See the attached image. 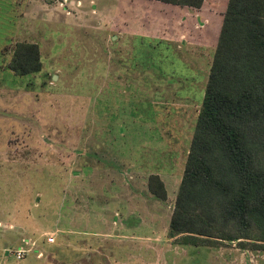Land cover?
I'll use <instances>...</instances> for the list:
<instances>
[{
    "label": "rangeland",
    "instance_id": "1",
    "mask_svg": "<svg viewBox=\"0 0 264 264\" xmlns=\"http://www.w3.org/2000/svg\"><path fill=\"white\" fill-rule=\"evenodd\" d=\"M226 3L0 0V264H264L167 237ZM18 41L41 71L6 67Z\"/></svg>",
    "mask_w": 264,
    "mask_h": 264
},
{
    "label": "trees",
    "instance_id": "2",
    "mask_svg": "<svg viewBox=\"0 0 264 264\" xmlns=\"http://www.w3.org/2000/svg\"><path fill=\"white\" fill-rule=\"evenodd\" d=\"M200 8L204 0H157ZM6 67L41 71L39 45L14 43ZM148 192L167 199L158 174ZM167 237L176 246L264 250V0H227Z\"/></svg>",
    "mask_w": 264,
    "mask_h": 264
},
{
    "label": "built area",
    "instance_id": "3",
    "mask_svg": "<svg viewBox=\"0 0 264 264\" xmlns=\"http://www.w3.org/2000/svg\"><path fill=\"white\" fill-rule=\"evenodd\" d=\"M31 240L22 239V242L18 244L11 252L13 253L16 260L23 259L26 255H28L31 251V248L29 245H34L35 242Z\"/></svg>",
    "mask_w": 264,
    "mask_h": 264
},
{
    "label": "crops",
    "instance_id": "4",
    "mask_svg": "<svg viewBox=\"0 0 264 264\" xmlns=\"http://www.w3.org/2000/svg\"><path fill=\"white\" fill-rule=\"evenodd\" d=\"M72 2V4L74 3V1H71ZM203 3H204V1H203ZM166 4H168V3H166ZM227 4V3H226ZM170 5H173V4H170ZM175 6H178V5H175ZM202 6H203V4H202ZM202 6L200 7V8H188V7H185V6H181V7H185V8H188V9H191L193 12H196L194 15H189V16H182V19H184V20H192V19H196V23H197V25H200V23H206V22H203V17L202 16H200L201 15V9H202ZM223 15V14H222ZM172 19V18H171ZM190 22H192V21H190ZM221 22H222V17H221ZM221 22H220V27H221ZM197 25H196V27H197ZM204 25H207V23L206 24H204ZM203 25V26H204ZM220 31V30H219ZM184 38H182V36H181V40L182 41H184L183 40ZM218 39V38H217ZM187 152H188V150H187ZM186 152V153H187Z\"/></svg>",
    "mask_w": 264,
    "mask_h": 264
}]
</instances>
